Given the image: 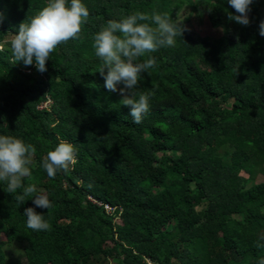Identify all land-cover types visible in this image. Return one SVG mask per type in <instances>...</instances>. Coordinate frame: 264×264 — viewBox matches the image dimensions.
Returning a JSON list of instances; mask_svg holds the SVG:
<instances>
[{
  "label": "trees",
  "instance_id": "16d2710c",
  "mask_svg": "<svg viewBox=\"0 0 264 264\" xmlns=\"http://www.w3.org/2000/svg\"><path fill=\"white\" fill-rule=\"evenodd\" d=\"M46 3L0 0V135L35 147L23 185L52 203L36 208L50 229L33 231L24 210L34 198L21 204L23 188L9 194L0 182V264H17L7 261L10 244L23 247L26 264H258L264 0H254L248 26L228 19V0H83L79 38L58 45L41 73L14 63L10 40ZM135 12L167 14L184 29L174 46L149 54L156 66L137 91L150 94V109L139 124L119 91L105 88L93 47L102 25ZM193 14L215 34L192 36ZM61 139L76 163L49 178L43 159Z\"/></svg>",
  "mask_w": 264,
  "mask_h": 264
},
{
  "label": "clouds",
  "instance_id": "9594fccd",
  "mask_svg": "<svg viewBox=\"0 0 264 264\" xmlns=\"http://www.w3.org/2000/svg\"><path fill=\"white\" fill-rule=\"evenodd\" d=\"M253 2L228 0L235 13L229 12L228 19L248 26ZM88 19L89 9L83 0H47L34 16L19 24L18 31L10 40L14 63L22 61L25 66L35 63L38 72L47 71L50 54L58 45L79 38L82 25ZM258 28L260 36L264 37V20L260 21ZM183 31V27L172 23L167 14L135 12L119 20H108L94 35L95 55L103 62L99 71L104 77V86L111 92L119 91L122 96L120 103L130 107L133 123H141L150 109V94L137 91L141 76L145 73L151 75L150 70L156 66L155 57L149 54L160 47L174 46L176 37L182 36ZM35 152V147L22 138L0 135V182L6 184L4 190L9 194L23 188V193L15 196L21 204L27 197L34 198L35 207L26 208L24 215L27 217L26 226L39 232L49 230L51 225L44 213L37 212L36 208L49 210L52 203L35 184L23 185L24 178L32 175L30 166ZM75 163L74 145L61 139L54 150L47 152L42 167L49 178H54L58 171L66 173ZM258 264H264V259H260Z\"/></svg>",
  "mask_w": 264,
  "mask_h": 264
},
{
  "label": "rangeland",
  "instance_id": "374dc122",
  "mask_svg": "<svg viewBox=\"0 0 264 264\" xmlns=\"http://www.w3.org/2000/svg\"><path fill=\"white\" fill-rule=\"evenodd\" d=\"M185 27L192 36L204 37L212 36L215 34V31L212 29L211 25H209L208 20L206 18H199L196 16V14H193L191 16ZM3 239L4 237L0 236V240ZM5 251L7 261L17 264H26L23 254V247L15 244H10Z\"/></svg>",
  "mask_w": 264,
  "mask_h": 264
},
{
  "label": "built area",
  "instance_id": "2783aa9c",
  "mask_svg": "<svg viewBox=\"0 0 264 264\" xmlns=\"http://www.w3.org/2000/svg\"><path fill=\"white\" fill-rule=\"evenodd\" d=\"M106 208H107L108 211H110L112 209L111 206H107Z\"/></svg>",
  "mask_w": 264,
  "mask_h": 264
}]
</instances>
